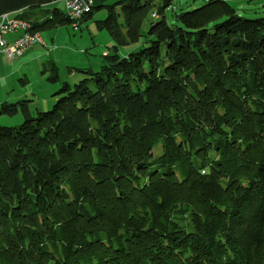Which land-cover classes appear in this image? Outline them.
I'll return each mask as SVG.
<instances>
[{
	"label": "trees",
	"instance_id": "16d2710c",
	"mask_svg": "<svg viewBox=\"0 0 264 264\" xmlns=\"http://www.w3.org/2000/svg\"><path fill=\"white\" fill-rule=\"evenodd\" d=\"M59 1L0 0V18L41 35L103 9L114 45L51 111L1 104L23 123L0 126V264H264V17L227 0L43 10Z\"/></svg>",
	"mask_w": 264,
	"mask_h": 264
},
{
	"label": "rangeland",
	"instance_id": "374dc122",
	"mask_svg": "<svg viewBox=\"0 0 264 264\" xmlns=\"http://www.w3.org/2000/svg\"><path fill=\"white\" fill-rule=\"evenodd\" d=\"M118 0H104L94 5H112ZM191 4L190 10L203 6L209 0H186ZM237 9L240 16L246 19L264 17V0H227ZM54 7L66 11L64 3L59 1L53 7H44L51 11ZM106 18L105 10H94L92 20L83 23L80 29L74 30L71 25L58 27L41 33L46 47H38L39 58L30 63L15 77V85L10 89L12 97L16 96L8 105L26 101L30 113L35 116L37 111H51L56 103L53 96L64 82L75 84L87 77L78 73L79 70L100 72L103 52L114 45L107 30H99L96 21ZM35 47V46H34ZM127 48L120 47V54H125ZM59 75V81L51 82L52 70ZM23 123L22 114L14 116H1L0 126L18 127ZM161 146V142H159Z\"/></svg>",
	"mask_w": 264,
	"mask_h": 264
},
{
	"label": "built area",
	"instance_id": "2783aa9c",
	"mask_svg": "<svg viewBox=\"0 0 264 264\" xmlns=\"http://www.w3.org/2000/svg\"><path fill=\"white\" fill-rule=\"evenodd\" d=\"M64 6L69 9V12L83 8L84 5H92V0L84 1V3H76V0H63ZM72 28L78 29V21H72ZM29 23L25 20H20L18 17L6 16L5 20L0 21V27H11V34L20 32V35L9 45L6 37L0 39V51L6 55L8 60L21 58L27 51L36 45L46 47L40 34H32L29 32Z\"/></svg>",
	"mask_w": 264,
	"mask_h": 264
},
{
	"label": "crops",
	"instance_id": "0c3cea01",
	"mask_svg": "<svg viewBox=\"0 0 264 264\" xmlns=\"http://www.w3.org/2000/svg\"><path fill=\"white\" fill-rule=\"evenodd\" d=\"M103 1L104 0H92V6L99 4ZM55 5L56 3L47 7H53ZM16 15L17 14H10L9 17H16ZM19 35L20 32L7 35V43L9 45L13 44V42L17 39ZM36 47L38 46L31 48L21 58L15 60H8L6 55L0 51V106L3 103L11 102L15 98H17L16 96L12 97L10 89L13 85H15V77L22 70H25V68H27L30 63L36 61L39 58V54L37 53L38 50H35Z\"/></svg>",
	"mask_w": 264,
	"mask_h": 264
},
{
	"label": "bare ground",
	"instance_id": "6f19581e",
	"mask_svg": "<svg viewBox=\"0 0 264 264\" xmlns=\"http://www.w3.org/2000/svg\"><path fill=\"white\" fill-rule=\"evenodd\" d=\"M84 1H87V0H76V3H84ZM65 8H66V14L70 19L80 20L87 13L91 11L92 5H84L83 8L76 10V11H71V12H69V9L66 6ZM6 16L7 15L2 16L1 21L5 20ZM20 20H23V19H20ZM9 34H11V27H0V39H2V37H6Z\"/></svg>",
	"mask_w": 264,
	"mask_h": 264
}]
</instances>
